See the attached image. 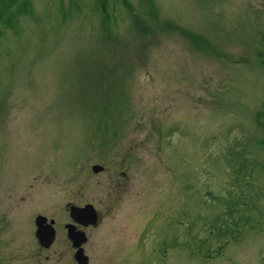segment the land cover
Masks as SVG:
<instances>
[{
  "label": "rangeland",
  "instance_id": "374dc122",
  "mask_svg": "<svg viewBox=\"0 0 264 264\" xmlns=\"http://www.w3.org/2000/svg\"><path fill=\"white\" fill-rule=\"evenodd\" d=\"M103 1L0 21V264H264V0Z\"/></svg>",
  "mask_w": 264,
  "mask_h": 264
},
{
  "label": "water",
  "instance_id": "95a60500",
  "mask_svg": "<svg viewBox=\"0 0 264 264\" xmlns=\"http://www.w3.org/2000/svg\"><path fill=\"white\" fill-rule=\"evenodd\" d=\"M102 168L98 165L92 166V172L97 173L101 172ZM69 216L75 222L84 226H94L97 222L96 212L93 207L90 205H85L82 208L72 206L70 207ZM35 238L38 241L40 246L45 248L49 247L52 244L54 238V230H52V223L46 224V220L43 216L35 217ZM69 227L67 237L73 243V246L77 248L74 259L77 261V264H88L87 257L83 255V250L81 246L86 242V238L82 233H74Z\"/></svg>",
  "mask_w": 264,
  "mask_h": 264
},
{
  "label": "flooded vegetation",
  "instance_id": "af4514ba",
  "mask_svg": "<svg viewBox=\"0 0 264 264\" xmlns=\"http://www.w3.org/2000/svg\"><path fill=\"white\" fill-rule=\"evenodd\" d=\"M72 206L79 207V206L74 205V204H72V205L68 204L67 208H68V219L69 220H66V221L62 222V224H61V230H64V236H65V239L68 242L67 250L66 251L63 250V252L57 251V256L56 257H58V259H63L64 258V259H67V261L71 262L72 264H77V262L74 259V256H75V253H76L77 250L73 246V243L67 238L69 227H71L70 229H72L74 233H82L86 237V232L93 226H89V225L88 226H84V225L82 226V225L78 224L77 222H75L73 219H71L69 217V209ZM82 206H84V205H82ZM82 206L80 208H82ZM95 211H96V209H95ZM96 215H97V211H96ZM51 221H53L52 227H53V230H54V239H53L52 245L50 247L43 248V249H46V250L53 246V244L55 242L54 240L56 239V236H57V233H58L57 232L58 230H57V222H56V220L49 219V220H47L46 223H50ZM69 248H70V250H69ZM82 250H83V247H82ZM83 254H85V250H83Z\"/></svg>",
  "mask_w": 264,
  "mask_h": 264
},
{
  "label": "trees",
  "instance_id": "16d2710c",
  "mask_svg": "<svg viewBox=\"0 0 264 264\" xmlns=\"http://www.w3.org/2000/svg\"><path fill=\"white\" fill-rule=\"evenodd\" d=\"M20 3H22L21 0H0V21L9 13L11 7L17 6ZM102 3L105 4L103 0Z\"/></svg>",
  "mask_w": 264,
  "mask_h": 264
}]
</instances>
